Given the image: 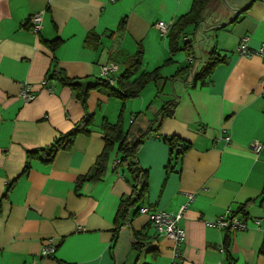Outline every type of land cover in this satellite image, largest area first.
Wrapping results in <instances>:
<instances>
[{
    "label": "crops",
    "instance_id": "crops-1",
    "mask_svg": "<svg viewBox=\"0 0 264 264\" xmlns=\"http://www.w3.org/2000/svg\"><path fill=\"white\" fill-rule=\"evenodd\" d=\"M193 1L0 0V264H174L172 241L155 233L140 207L167 213L185 207L178 264H264V144L258 154L249 148L264 142V60L237 52L243 38L249 50L264 48V0H211L198 23L182 30L172 54L171 27ZM35 14L43 20L38 34L30 25ZM158 22L170 25L166 34ZM54 41L59 45L51 50ZM139 50L126 81L153 71L159 79L135 98L111 96L101 67L117 64L119 80ZM212 51L225 60L201 84L197 76ZM63 77L76 87L62 84ZM25 85L32 102L20 98ZM173 99V115L152 123ZM104 123L124 133L136 128L131 142L148 132L136 152L148 187L128 211L142 246L135 250L131 237L115 259V214L132 181L124 166H114L117 143L97 165L106 148ZM78 126L87 133L71 149L50 164L33 157L23 172L27 151L49 147ZM164 139L175 140L172 151ZM224 215L248 229L209 225ZM50 246L54 255L42 257Z\"/></svg>",
    "mask_w": 264,
    "mask_h": 264
},
{
    "label": "trees",
    "instance_id": "trees-1",
    "mask_svg": "<svg viewBox=\"0 0 264 264\" xmlns=\"http://www.w3.org/2000/svg\"><path fill=\"white\" fill-rule=\"evenodd\" d=\"M211 0H194L192 3L191 10L184 16L180 17L171 27V32L168 36L169 41V50L170 53H174L179 50L177 46V41L182 30L190 24L196 25L200 19V16L207 6V4ZM59 43L54 41L50 44V49L55 50ZM183 50L186 51L188 56L190 57L191 51L188 42L184 43ZM141 51L139 50L137 54L129 59L127 64V69L124 74L118 80V89L112 88V86L107 85L105 82L102 85H105V88L109 89V94L115 98L126 100L130 98H135L142 91L145 85L150 81H156L159 79L157 73L158 71H153L148 74H144L140 76L138 79L133 81L132 83H128L127 78L135 71L136 66L140 62ZM225 58L220 57L215 51H212L208 55V59L204 69H202L201 74L198 75L197 79L201 81V84H204L205 74H209L212 68L219 63L224 62ZM180 70L178 73H186L187 70ZM179 75V74H178ZM201 76H204L201 78ZM207 76V75H206ZM196 81V80H195ZM60 82L64 85H68L71 87H76V85L72 84L66 78H60ZM177 106V100L173 99L169 102L165 103L160 109L158 115L152 120V123H157L158 125L165 117H171L173 115V111ZM158 125L156 129L158 128ZM102 129L105 133L106 137V145L105 150L102 155L97 160V165L101 166V161L107 153V148L111 145L117 143L118 152L121 155L119 160V166H124L126 170L130 174V178L132 181V190L128 196L121 199L118 209L115 214V228L113 230V238H112V257L115 253H124L127 247H121L124 245L126 240H129L132 237V247L135 250H140L142 246V239L139 233L134 232L129 226V218L128 211L130 208L136 207L137 203L143 198L147 187H148V173L143 170L136 158V152L138 147L145 140L148 132L143 131L137 135V139L134 142H131V138L136 132V128L131 129L129 133L122 132L119 124L110 125L108 123H104L102 125ZM80 133H87V130L82 128V126H78L74 130L69 133L59 135L49 147L39 148L33 151H27L26 153V164L24 166L23 172H26L29 167L30 159L33 157L38 158L41 162L45 164H50L54 157L60 150H69L71 149L73 142L76 136ZM164 141L170 146V149L175 147L176 142L174 139H164ZM179 154L181 153L178 150ZM13 184H10L8 189L10 190L13 187ZM5 196V195H4ZM229 232V231H227ZM130 246V245H129ZM115 259V257H113ZM119 260H115L117 263Z\"/></svg>",
    "mask_w": 264,
    "mask_h": 264
},
{
    "label": "built area",
    "instance_id": "built-area-1",
    "mask_svg": "<svg viewBox=\"0 0 264 264\" xmlns=\"http://www.w3.org/2000/svg\"><path fill=\"white\" fill-rule=\"evenodd\" d=\"M42 15L35 14L30 18L31 31L34 34H38L42 27ZM156 29L160 32L161 35H164L168 32L170 25L165 24L164 22H158L155 25ZM248 38H243L240 41L237 52L244 57L259 56L264 60V48L258 50H249L247 45ZM118 65L114 62H108L101 67L100 70V79L105 82L107 85L112 86L118 81ZM45 82H42L44 85ZM20 98L25 103L32 102L35 98L34 93L32 92L29 85H25L23 90L20 93ZM226 142L230 141L229 137L225 138ZM264 142L255 141L252 142L249 146L250 150L258 154L262 149ZM177 149L181 152L182 148L177 146ZM119 165V160L114 162V166ZM188 202L193 200V195L187 196ZM185 207H182L177 213H167L163 211H153L149 207H140L138 213L146 215L148 220L153 227L155 233L159 236H164L172 241L173 243V253H174V264H178L181 261V255L179 252V247L183 244L185 239L184 231L179 227V221L183 216ZM255 224L258 226L259 221H255ZM209 225L216 227L220 230H227L229 232L237 231H246L248 228L246 222L241 221L237 217H232L224 215L220 217L215 222L209 223ZM55 248L53 246L45 247L42 249L40 255L42 257L53 256L55 253Z\"/></svg>",
    "mask_w": 264,
    "mask_h": 264
},
{
    "label": "rangeland",
    "instance_id": "rangeland-1",
    "mask_svg": "<svg viewBox=\"0 0 264 264\" xmlns=\"http://www.w3.org/2000/svg\"><path fill=\"white\" fill-rule=\"evenodd\" d=\"M197 38H198L197 47H196V44H194L195 45V49H194L195 51L197 48H199V46L202 47L203 41H204L201 35L198 36ZM196 53H197V51H196Z\"/></svg>",
    "mask_w": 264,
    "mask_h": 264
},
{
    "label": "water",
    "instance_id": "water-1",
    "mask_svg": "<svg viewBox=\"0 0 264 264\" xmlns=\"http://www.w3.org/2000/svg\"><path fill=\"white\" fill-rule=\"evenodd\" d=\"M138 132H140V129L138 130Z\"/></svg>",
    "mask_w": 264,
    "mask_h": 264
}]
</instances>
